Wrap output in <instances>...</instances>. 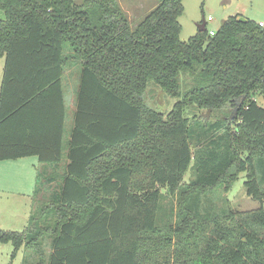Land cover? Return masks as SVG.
Listing matches in <instances>:
<instances>
[{"label":"trees","instance_id":"16d2710c","mask_svg":"<svg viewBox=\"0 0 264 264\" xmlns=\"http://www.w3.org/2000/svg\"><path fill=\"white\" fill-rule=\"evenodd\" d=\"M157 1L132 26L118 0H0V160L37 156L56 183L36 185L24 230H0L12 260L25 247L36 259L24 264H264V28L232 15L183 41V0ZM77 62L62 166L63 77ZM159 88L179 98L165 114L147 101ZM241 173L257 208L205 206Z\"/></svg>","mask_w":264,"mask_h":264},{"label":"rangeland","instance_id":"374dc122","mask_svg":"<svg viewBox=\"0 0 264 264\" xmlns=\"http://www.w3.org/2000/svg\"><path fill=\"white\" fill-rule=\"evenodd\" d=\"M75 2L82 3L83 0H75ZM118 2L128 16L132 26H136L158 5L157 0H118ZM183 5L184 12L179 17V21L182 25L180 39L183 41H187L199 31L198 25L204 18L206 20L207 31L212 35L217 32L223 20L232 15H241L255 22L264 21V0H183ZM3 15L4 13L0 10V17H3ZM3 66L4 58H0V74L3 70ZM80 70L81 67L78 65V62L77 64L71 63L67 66L63 77V87L64 93L66 92L65 98L67 101V119L65 121L66 131L63 143L62 166L68 163V142L73 127L74 117V113L72 117L71 115L69 116L70 90L65 89V86L66 81L69 87L71 86L70 83L73 85L75 76L74 71H78L80 74ZM183 81L186 83L190 82L189 77L183 76ZM78 84L79 80L77 79L75 81V90L73 89L75 94ZM151 85L149 87H152ZM158 91L152 92V94H154L153 99L148 95L147 101L158 111L164 114L168 113L179 98L167 95L160 88ZM256 98L259 104L264 107V97L257 95ZM186 112L191 119L197 114L206 117L208 120L211 119L213 121L217 119V115L214 114L212 110L201 111L197 107L191 106ZM2 165L3 166H0V186L9 190L0 191V230L22 231L28 224L24 212L29 210V214L31 215L34 209L42 204L38 203L40 194L36 191V185L40 184L39 187L44 185V188H42L44 190L46 186L48 187V184L44 182V174H42V178L39 176V172H42V169H40L41 164L35 156H29L22 160H8L2 162ZM39 177L41 181L37 182ZM245 180L246 174L241 173L230 190L226 191L223 186H219L209 194V200L205 201V206H210V208H216L217 210L230 208L236 211H249L257 208L259 202L247 194ZM190 181L191 170L189 169L185 172L182 185H188ZM55 185L56 183L53 186ZM20 191L26 192V195L21 196L20 194L22 193H19ZM162 191L165 192L166 189L162 188ZM36 193L38 195H36ZM31 194L34 198L33 201L31 200ZM166 204L167 208L170 210L177 209L178 197H176V194L172 195L167 193ZM44 248L46 251L50 250L48 238L45 239ZM13 249L11 242L2 243L0 241V264H24L26 260L28 262H33L36 259L35 253L32 250H27L25 247H22L12 260L11 254Z\"/></svg>","mask_w":264,"mask_h":264},{"label":"crops","instance_id":"0c3cea01","mask_svg":"<svg viewBox=\"0 0 264 264\" xmlns=\"http://www.w3.org/2000/svg\"><path fill=\"white\" fill-rule=\"evenodd\" d=\"M4 65H5V59H4ZM3 70H4V66H3ZM3 70H2V72H1V74H0V89H1V83H2V77H3ZM74 74H75V76H74V83H73V85H72V83H70V87L67 85V81H66V86H65V89H69L70 91H69V99H70V113H69V116L71 115V117H72V114L74 113V111H75V109H76V103H75V100H76V94H75V92H74V87H75V81L78 79L79 80V77H80V74H79V72L78 71H74ZM63 89H64V87H63ZM74 89V90H73ZM73 92V93H72ZM72 93V94H71ZM65 94H66V92H65ZM66 99V98H65ZM66 105H67V101H66ZM66 119H67V115H66ZM66 121V120H65ZM65 131H66V124H65ZM64 135H65V132H64ZM27 157H29V156H26V157H21V158H18V159H8V160H22V159H25V158H27ZM36 157V159H38V161H39V158L37 157V156H35ZM8 160H0V166H3L2 165V162H5V161H8ZM4 164V163H3ZM39 165V164H38ZM60 173H62L61 171H60ZM55 184V181L54 182H52V183H50L49 185H48V187H52L53 185ZM2 190H9V189H5V188H2V186H0V191H2ZM19 193H22V194H20L21 196H24V195H26L25 193L26 192H22V191H20ZM31 196H32V194H31ZM30 197V196H29ZM33 196L31 197V200L33 201ZM30 213V211L29 210H26L25 212H24V216H25V218L27 219V220H29L28 218L30 217L29 214ZM24 220V219H23Z\"/></svg>","mask_w":264,"mask_h":264},{"label":"water","instance_id":"95a60500","mask_svg":"<svg viewBox=\"0 0 264 264\" xmlns=\"http://www.w3.org/2000/svg\"><path fill=\"white\" fill-rule=\"evenodd\" d=\"M239 19L241 21H247V18L244 17V16H239ZM199 27V31H203L204 29H206V20L205 18L203 19V21L198 25ZM239 104H242L243 103V97L240 98V100L238 101Z\"/></svg>","mask_w":264,"mask_h":264},{"label":"built area","instance_id":"2783aa9c","mask_svg":"<svg viewBox=\"0 0 264 264\" xmlns=\"http://www.w3.org/2000/svg\"><path fill=\"white\" fill-rule=\"evenodd\" d=\"M258 25H259L260 27L264 28V21H259V22H258Z\"/></svg>","mask_w":264,"mask_h":264}]
</instances>
